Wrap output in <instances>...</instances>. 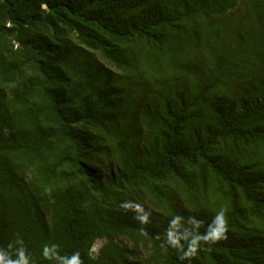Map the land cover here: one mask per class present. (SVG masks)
I'll return each instance as SVG.
<instances>
[{
    "label": "trees",
    "instance_id": "trees-1",
    "mask_svg": "<svg viewBox=\"0 0 264 264\" xmlns=\"http://www.w3.org/2000/svg\"><path fill=\"white\" fill-rule=\"evenodd\" d=\"M221 209L226 238L197 239ZM20 251L264 264V0H0V253Z\"/></svg>",
    "mask_w": 264,
    "mask_h": 264
},
{
    "label": "clouds",
    "instance_id": "clouds-1",
    "mask_svg": "<svg viewBox=\"0 0 264 264\" xmlns=\"http://www.w3.org/2000/svg\"><path fill=\"white\" fill-rule=\"evenodd\" d=\"M140 219L146 221L147 217H140ZM218 227L214 230L210 231L207 236L204 237H198L197 239H203L206 242H215L222 238H226L225 233L227 232V220H226V209H221V211L217 215V221ZM53 248H56L58 246L53 245ZM196 243L189 245V251L184 254V258L191 257L196 253ZM44 255L46 257H49V249L46 247ZM19 259L18 260H7L5 261L4 255L0 253V264H28L27 257L25 256L23 251H20L19 253ZM51 258V257H49ZM60 261H62V264H82V261L80 260L79 253H76L73 255L71 259H67L64 257H58Z\"/></svg>",
    "mask_w": 264,
    "mask_h": 264
},
{
    "label": "rangeland",
    "instance_id": "rangeland-1",
    "mask_svg": "<svg viewBox=\"0 0 264 264\" xmlns=\"http://www.w3.org/2000/svg\"><path fill=\"white\" fill-rule=\"evenodd\" d=\"M104 242L103 241H99L97 243H95L94 247H93V252L94 253H98V251L100 250V248L103 246Z\"/></svg>",
    "mask_w": 264,
    "mask_h": 264
}]
</instances>
